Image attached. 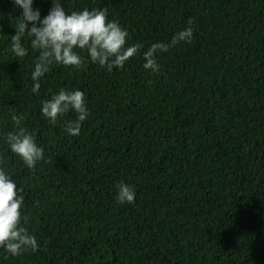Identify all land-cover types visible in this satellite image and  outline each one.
I'll list each match as a JSON object with an SVG mask.
<instances>
[{"label":"trees","instance_id":"trees-1","mask_svg":"<svg viewBox=\"0 0 264 264\" xmlns=\"http://www.w3.org/2000/svg\"><path fill=\"white\" fill-rule=\"evenodd\" d=\"M105 8L143 47L111 72L53 65L32 93L38 55L8 46L20 9L0 0V168L20 189L38 248L0 264H264V0H62ZM50 0H33L41 17ZM192 20L191 42L142 68L140 52ZM79 51V50H77ZM60 88L83 91L88 116L69 136L39 112ZM19 125L43 158L27 168L3 138ZM74 119L64 114L63 120ZM130 184L132 203L115 200ZM23 223V219H22Z\"/></svg>","mask_w":264,"mask_h":264},{"label":"clouds","instance_id":"clouds-1","mask_svg":"<svg viewBox=\"0 0 264 264\" xmlns=\"http://www.w3.org/2000/svg\"><path fill=\"white\" fill-rule=\"evenodd\" d=\"M20 15L15 18L14 34L9 36L8 46L16 57H22L27 49L22 38L30 37V45L38 52L30 73L32 93H37L41 78L53 65L80 67L85 53L91 63L107 71L123 68L125 62L143 47L140 43H126L127 29L107 17V10L82 8L66 12L62 0H50L47 14L41 17L39 8H33V0H12ZM188 26L176 31L167 43L157 41L140 52L142 68L150 73L159 71L157 55L168 51L178 42H191L193 38L192 20ZM79 50V51H77ZM40 115L53 126L61 120L63 131L69 136L79 135L81 123L88 116V108L83 91L77 88H60L39 102ZM73 113L74 119L63 120L66 113ZM16 121L15 131L8 132L3 141L8 150L15 154L29 169L43 158V148L38 146L34 134ZM20 189L9 174L0 168V248L7 256L16 257L31 249L37 250V239L30 234L26 217H22L24 202ZM135 191L130 184L121 181L116 185L115 200L119 204L132 203ZM23 219V223H22Z\"/></svg>","mask_w":264,"mask_h":264}]
</instances>
